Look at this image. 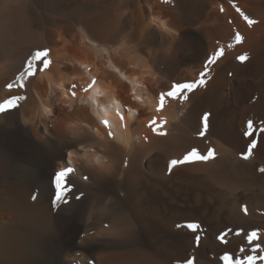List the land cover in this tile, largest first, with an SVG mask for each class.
Here are the masks:
<instances>
[{
  "label": "bare ground",
  "instance_id": "6f19581e",
  "mask_svg": "<svg viewBox=\"0 0 264 264\" xmlns=\"http://www.w3.org/2000/svg\"><path fill=\"white\" fill-rule=\"evenodd\" d=\"M219 48L206 84L157 111L159 93L199 80ZM43 49L49 69L10 90ZM16 95L25 99L0 113V264H183L191 255L223 264L225 250L234 259L264 255L252 252L255 243L264 248V0H0V103ZM248 121L257 148L244 160ZM193 148L214 149L215 158L169 173V162ZM63 167L75 169L74 188L56 208L50 181ZM192 222L197 233L183 227ZM228 228L223 245L216 236ZM251 231L261 239L249 245Z\"/></svg>",
  "mask_w": 264,
  "mask_h": 264
},
{
  "label": "snow or ice",
  "instance_id": "6c2138e0",
  "mask_svg": "<svg viewBox=\"0 0 264 264\" xmlns=\"http://www.w3.org/2000/svg\"><path fill=\"white\" fill-rule=\"evenodd\" d=\"M235 7V5H233ZM221 11H223V8H221ZM236 11L243 17V19L247 22V24L251 27L252 25L256 24L257 21L254 19L249 18V16L245 15L243 11H241L238 7L236 8ZM236 43H240L243 39V37L240 35L239 32L235 34L234 37ZM232 45H229L231 47ZM224 55V49L219 48L216 50L211 56L207 57V61L204 64V71L200 72V79L194 82H175L171 84L169 90L159 93V105L157 108V111H160L164 108L166 100H177L179 99L181 102L188 99L187 95H185V92H192L195 88L204 86L206 84V80L204 77L207 75V70L209 65L215 64L222 56ZM237 60L240 62H244L248 59V56L241 55L236 57ZM39 61V64L37 63ZM51 64V60L49 59V50L43 49V50H37L33 55H31L26 62V67L24 71H21L19 75L16 77V79L7 85V87L11 90L14 87L23 88L24 82L28 77H34L39 72L45 71L49 69ZM95 84V79H93L92 83L89 84V88H91ZM75 87V86H73ZM87 91V89H85ZM72 95L75 96L76 93L72 92ZM25 97L22 95H16L11 96L9 99L4 100L2 103H0V113H5L9 111L10 109H14L18 106V101L24 100ZM210 116L211 114L208 112H205L202 114L200 118V130L198 131V135L200 137H204L209 129V123H210ZM123 120V117H121ZM105 126L107 127L108 122L104 121ZM156 124V120L153 119L149 122V126L152 127ZM162 127V124L160 125ZM153 131L157 132V134L164 135L165 133L159 132L158 128L153 127ZM260 132L264 134V127L260 129ZM109 136L112 135L111 132L108 133ZM243 136L249 137L250 140L246 145V150L242 152V158L244 160H248L250 156L253 153V150L257 148V139L255 138V132L253 129V122L248 121L247 122V128L243 132ZM215 150L209 148L206 154H201L199 151H197L195 148H193L191 151L187 152L182 159H172L168 164V171L171 173L173 169H175L179 165H184L196 161H208L210 159L215 158ZM75 169L72 167H63L60 170L56 171L54 173V181H50L51 183H54V199L50 198V204L52 207L59 208L61 204H68L69 199L68 195L73 192L74 184L69 179V176L71 173H73ZM261 172H264V168L260 169ZM85 180L88 179L87 176L84 177ZM83 196V193H80L79 195H76L74 198L76 200H80ZM31 199L33 201L37 200V195L33 194L31 196ZM243 212L245 215H247V208L244 207ZM177 227H181V225H177ZM183 227H186L188 230H190L192 233H197L200 224L199 223H187ZM233 230L231 228H228L226 231L221 230V232L216 236L217 241H219L223 245H227L229 241L226 239L229 233H231ZM246 239L249 245L254 244L255 241L261 239L259 236V233L257 231H251L246 233ZM201 237L200 235H195L194 242L197 247L200 246ZM264 251V248L261 247L259 243H255V246L252 249V252L255 253L257 250ZM240 252H245V249L243 247L239 248ZM218 260L222 261L223 264H256L257 260L264 261V255H255V254H247L243 258L240 259H234L233 254H229L227 250H225L223 255L218 256ZM183 264H196V257L195 255H191L188 258H186L183 261Z\"/></svg>",
  "mask_w": 264,
  "mask_h": 264
}]
</instances>
